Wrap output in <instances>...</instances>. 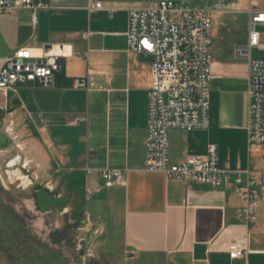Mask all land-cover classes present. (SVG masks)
Here are the masks:
<instances>
[{
    "label": "crops",
    "instance_id": "1",
    "mask_svg": "<svg viewBox=\"0 0 264 264\" xmlns=\"http://www.w3.org/2000/svg\"><path fill=\"white\" fill-rule=\"evenodd\" d=\"M100 1L103 8L94 9L91 0H48L36 26L29 9L0 15V64L25 45L69 44L74 51L59 59L52 84L19 82L0 94V107L31 128L34 155L25 162L52 177L47 189L68 197L62 216L85 225L98 264H264V203L258 221L247 225L233 183L213 188L147 168L153 57L131 51L127 32L130 10L150 4ZM211 37L209 127L171 129V162L205 155L215 144L222 169L263 171L264 145L249 149V65L236 53L241 42L230 25ZM104 168L122 170L125 183L106 186ZM88 188L95 190L90 197ZM242 241L248 254L231 258L228 246Z\"/></svg>",
    "mask_w": 264,
    "mask_h": 264
},
{
    "label": "built area",
    "instance_id": "2",
    "mask_svg": "<svg viewBox=\"0 0 264 264\" xmlns=\"http://www.w3.org/2000/svg\"><path fill=\"white\" fill-rule=\"evenodd\" d=\"M234 2L221 0L215 9H193L176 0H152L147 7L130 10L128 47L136 53L153 57L152 84L148 91L149 109L146 137L147 168L160 171L167 178L192 180L219 188L233 183L242 197L239 219L249 225L258 221L264 203V170L255 172L228 171L219 166L218 147L211 144L205 155H189L179 163H172L169 155V131L208 129L211 106L210 84L213 52L211 30L214 13L233 11ZM94 9L103 8L100 0H91ZM48 7V0H0V15L18 9L32 11V24L37 25V13ZM249 13L248 42L236 48L238 57L248 61V142L252 152L264 145V57H253V49L264 51V9L254 3ZM74 54L72 45L51 44L35 48L29 45L16 49L0 64V94L7 96L17 83L41 81L52 84L60 70L59 59ZM76 80L75 86H84ZM101 175L106 186L124 184L120 169L104 168ZM93 188L87 189L90 197ZM230 257L248 254L246 241L228 246Z\"/></svg>",
    "mask_w": 264,
    "mask_h": 264
},
{
    "label": "rangeland",
    "instance_id": "3",
    "mask_svg": "<svg viewBox=\"0 0 264 264\" xmlns=\"http://www.w3.org/2000/svg\"><path fill=\"white\" fill-rule=\"evenodd\" d=\"M151 1L144 0V4L149 5ZM177 1L193 9L213 10L221 0ZM227 1L235 3L233 11L214 13L212 31L222 32L230 25L240 44L246 45L247 10L252 2L263 9L264 0ZM259 30L264 35V27ZM215 42L216 38L213 45ZM253 57L263 58L264 51L254 48ZM11 112L0 107V131L13 140L11 146L0 148V264H98L95 246L84 224L77 225L68 216H62L58 207L45 213L39 210L36 192L47 189L52 177L44 175L36 162H25L34 155L33 145L28 143L31 128ZM16 153L23 155V163L7 168L6 161Z\"/></svg>",
    "mask_w": 264,
    "mask_h": 264
},
{
    "label": "water",
    "instance_id": "4",
    "mask_svg": "<svg viewBox=\"0 0 264 264\" xmlns=\"http://www.w3.org/2000/svg\"><path fill=\"white\" fill-rule=\"evenodd\" d=\"M13 143L12 138L3 131H0V148H6L11 146ZM22 154L17 153L16 162L12 160L6 163L7 168H12L14 166L20 165L22 162ZM36 201L39 210L43 213L50 212L54 208L58 207L60 211H63L67 202V196H58L56 193L50 191L46 188H41L36 192Z\"/></svg>",
    "mask_w": 264,
    "mask_h": 264
},
{
    "label": "flooded vegetation",
    "instance_id": "5",
    "mask_svg": "<svg viewBox=\"0 0 264 264\" xmlns=\"http://www.w3.org/2000/svg\"><path fill=\"white\" fill-rule=\"evenodd\" d=\"M16 156H17V153L15 154V155H13L11 158H9L7 161H6V163L8 162V161H10V160H12V162H16ZM22 161H23V158L21 159ZM21 164H22V162H21Z\"/></svg>",
    "mask_w": 264,
    "mask_h": 264
}]
</instances>
